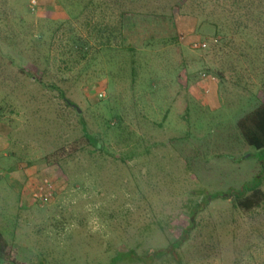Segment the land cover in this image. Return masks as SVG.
Here are the masks:
<instances>
[{"label": "rangeland", "instance_id": "rangeland-1", "mask_svg": "<svg viewBox=\"0 0 264 264\" xmlns=\"http://www.w3.org/2000/svg\"><path fill=\"white\" fill-rule=\"evenodd\" d=\"M231 2L0 0L11 258L106 264L160 249L152 264H264V202L234 204L264 174V150L237 127L264 101V19L237 31ZM45 178L52 195L36 203Z\"/></svg>", "mask_w": 264, "mask_h": 264}, {"label": "trees", "instance_id": "trees-1", "mask_svg": "<svg viewBox=\"0 0 264 264\" xmlns=\"http://www.w3.org/2000/svg\"><path fill=\"white\" fill-rule=\"evenodd\" d=\"M232 1L229 9V15L225 19V23L228 25V19H232V24L236 26V30L240 31L243 27L241 19H264V6L261 5L259 1L256 3H243V0H230ZM84 9V8H83ZM231 23V21L229 22ZM223 24L218 26V23H214L215 31L218 33L220 41H224L227 34V25ZM245 25V24H244ZM217 27H220L219 29ZM120 29V28H119ZM61 96L63 97V92L60 90ZM68 105L69 101L67 100ZM82 133L89 145L93 147L95 151L101 149L99 139L88 133L86 130L85 122L81 120ZM237 127L240 132L242 139L250 146L254 147L258 151L264 150V101L260 102L251 111L241 116L237 121ZM258 182L253 183L251 186H247L244 190L234 198V204L236 207L243 211H250L253 208H257L264 202V191L262 185L264 184V174ZM37 203V201H36ZM198 212V208L196 210ZM195 212V213H196ZM191 215H193L191 213ZM192 223V219L190 221ZM189 222V223H190ZM9 244L4 239L3 233L0 232V264H19L14 258L9 255ZM179 248V247H178ZM160 249H151L149 253L144 255H138L135 250H129L128 252H120L113 256L111 260L106 264H152L154 258L152 255L160 256ZM162 258V257H160ZM175 260V259H174ZM44 264V263H41Z\"/></svg>", "mask_w": 264, "mask_h": 264}, {"label": "built area", "instance_id": "built-area-1", "mask_svg": "<svg viewBox=\"0 0 264 264\" xmlns=\"http://www.w3.org/2000/svg\"><path fill=\"white\" fill-rule=\"evenodd\" d=\"M102 96V94H99ZM52 195V185L48 179H43L39 182V185L36 186L34 191L31 193L32 199L37 202H45L49 200Z\"/></svg>", "mask_w": 264, "mask_h": 264}, {"label": "water", "instance_id": "water-1", "mask_svg": "<svg viewBox=\"0 0 264 264\" xmlns=\"http://www.w3.org/2000/svg\"><path fill=\"white\" fill-rule=\"evenodd\" d=\"M78 112H80V110L78 109Z\"/></svg>", "mask_w": 264, "mask_h": 264}, {"label": "crops", "instance_id": "crops-1", "mask_svg": "<svg viewBox=\"0 0 264 264\" xmlns=\"http://www.w3.org/2000/svg\"><path fill=\"white\" fill-rule=\"evenodd\" d=\"M121 20V19H120Z\"/></svg>", "mask_w": 264, "mask_h": 264}]
</instances>
